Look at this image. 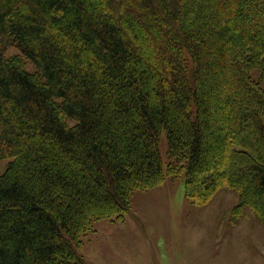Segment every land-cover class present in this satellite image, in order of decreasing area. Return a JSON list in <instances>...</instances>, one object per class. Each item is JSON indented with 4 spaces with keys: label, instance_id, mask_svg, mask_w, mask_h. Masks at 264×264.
<instances>
[{
    "label": "trees",
    "instance_id": "obj_1",
    "mask_svg": "<svg viewBox=\"0 0 264 264\" xmlns=\"http://www.w3.org/2000/svg\"><path fill=\"white\" fill-rule=\"evenodd\" d=\"M3 160L0 264H88L167 178L264 220V0H0Z\"/></svg>",
    "mask_w": 264,
    "mask_h": 264
},
{
    "label": "rangeland",
    "instance_id": "obj_2",
    "mask_svg": "<svg viewBox=\"0 0 264 264\" xmlns=\"http://www.w3.org/2000/svg\"><path fill=\"white\" fill-rule=\"evenodd\" d=\"M8 56L20 55L15 47ZM25 67L34 71L25 61ZM159 149L167 168V137ZM8 160L0 161V174ZM185 177L134 193L124 219H106L74 245L88 264H264V220L235 210L239 198L220 191L209 203L186 197Z\"/></svg>",
    "mask_w": 264,
    "mask_h": 264
}]
</instances>
